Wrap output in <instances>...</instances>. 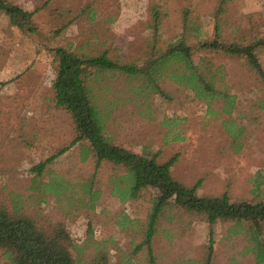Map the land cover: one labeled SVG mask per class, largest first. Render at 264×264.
Here are the masks:
<instances>
[{
    "label": "rangeland",
    "instance_id": "rangeland-1",
    "mask_svg": "<svg viewBox=\"0 0 264 264\" xmlns=\"http://www.w3.org/2000/svg\"><path fill=\"white\" fill-rule=\"evenodd\" d=\"M9 1L28 10L40 9L33 16L37 26L34 32L21 29L0 12V191L8 194L10 190H25L31 182L27 170L32 163L57 153L76 136L72 118L53 99L57 65L54 49L69 46L89 54L108 50L113 59L137 60L146 67L154 54L155 31L148 25L151 7L157 4L162 18L157 48H166L186 33L194 45L197 63H203V57L206 63L222 67L218 82L223 79L220 85L228 84L230 92L238 94V106L228 113L220 98L209 110L208 103L194 90L169 76L174 65L159 81L168 96L150 90L134 92L125 76L109 73V78L94 79L91 85L100 106L110 113V134L115 142L141 154L158 153L160 161L178 154L172 175L187 185L201 180V195L227 192L234 201L256 200L264 195L261 80L244 59L198 48L199 39L213 34V14L221 0ZM85 8H93L96 16L93 18V12L87 10L82 13ZM224 8L221 20L227 38L264 34V0H228ZM261 60L264 65V52ZM232 129L238 133L236 137ZM52 167L76 179L91 175L95 163L91 159L83 161L79 146H73L58 156ZM113 171L109 162L99 168L97 180L104 192L100 206L90 216L94 240L113 237L107 243L111 253H116L112 262L117 259V247L128 250L132 241L142 238L141 228H137L141 221L123 230L117 219L128 214L145 220L149 199L156 192L150 189L138 199L122 202L109 192L108 178ZM53 205L54 201L46 203V210ZM175 213L181 217L163 219L155 237L158 264H197L208 254L210 224L195 214ZM83 216L71 225L74 239L80 243L89 237V219ZM229 225L218 222L213 227L214 264H257L253 255L241 253L246 244L243 234L228 237Z\"/></svg>",
    "mask_w": 264,
    "mask_h": 264
},
{
    "label": "trees",
    "instance_id": "trees-1",
    "mask_svg": "<svg viewBox=\"0 0 264 264\" xmlns=\"http://www.w3.org/2000/svg\"><path fill=\"white\" fill-rule=\"evenodd\" d=\"M48 2V1H47ZM228 0H221L213 14L214 27L211 37L199 39L198 48L207 51L225 52L242 58L255 72L264 87V34L254 36L241 34L227 38L224 34L221 16ZM87 7H90L89 5ZM36 10H28L9 0H0V12L9 16L11 22L21 29L34 32L33 21ZM94 9L85 8L84 11ZM151 27L153 35L152 54L149 64L144 67L137 60L121 61L110 57L109 51L97 54L80 53L69 46L54 49L56 76L53 81L54 101L71 118L76 136L70 144L57 153L34 161L27 173L31 182L25 190L0 191V261L2 264H158L154 248L155 237L159 233L163 219L180 218L182 212L195 214L210 224L208 254L197 264H214L213 227L218 222L230 224L228 237L243 234L246 244L242 255L251 254L257 264H264V195L256 200L234 201L225 192L221 195H201L198 190L201 180L193 185L179 181L172 175V166L178 159L175 154L166 161L158 159V153L141 154L114 141L108 130L110 113L102 108L96 99L92 80L109 78V73L125 76L134 92L159 93L168 96L159 82L169 74L178 84H185L195 91L197 97L208 103L209 110L216 99L224 101V111L231 113L238 106V94L230 92L228 84L222 87L218 82L222 67L197 63L195 48L186 33L170 42L166 48H157L158 31L162 21L157 4L151 7ZM185 29L189 23L185 14ZM148 92V93H149ZM227 105V106H226ZM259 107L264 110V99ZM233 136L238 134L232 129ZM73 146H79L83 161L91 159L95 163L94 172L76 179L60 174L53 169V161ZM104 162L112 164L114 171L108 178L109 192L122 202L138 199L153 189L149 199L145 220L131 218L128 214L117 219L123 230L134 226L141 228L139 242L132 241L131 248L117 247V259L107 246L113 237L102 241L94 240L92 220L100 206L103 189L97 180L98 170ZM263 182H260V185ZM54 201L51 210L45 204ZM182 210V211H181ZM84 214L89 237L82 243L76 242L72 230L73 222ZM93 248V250H89Z\"/></svg>",
    "mask_w": 264,
    "mask_h": 264
}]
</instances>
